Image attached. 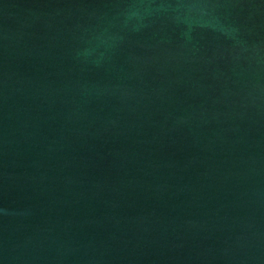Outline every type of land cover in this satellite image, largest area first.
I'll use <instances>...</instances> for the list:
<instances>
[{
    "label": "water",
    "instance_id": "water-1",
    "mask_svg": "<svg viewBox=\"0 0 264 264\" xmlns=\"http://www.w3.org/2000/svg\"><path fill=\"white\" fill-rule=\"evenodd\" d=\"M0 264H264V0H0Z\"/></svg>",
    "mask_w": 264,
    "mask_h": 264
}]
</instances>
